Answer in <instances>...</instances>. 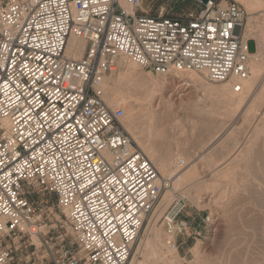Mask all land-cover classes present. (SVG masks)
<instances>
[{
  "label": "built area",
  "instance_id": "1",
  "mask_svg": "<svg viewBox=\"0 0 264 264\" xmlns=\"http://www.w3.org/2000/svg\"><path fill=\"white\" fill-rule=\"evenodd\" d=\"M124 1L132 14L118 0H0V264H127L166 186L123 108L103 99L120 59L160 78L233 81L235 93L248 78L247 16L235 1L196 0L183 19ZM70 37L86 43L81 59L65 55ZM186 207L177 197L164 224L200 238Z\"/></svg>",
  "mask_w": 264,
  "mask_h": 264
},
{
  "label": "rangeland",
  "instance_id": "2",
  "mask_svg": "<svg viewBox=\"0 0 264 264\" xmlns=\"http://www.w3.org/2000/svg\"><path fill=\"white\" fill-rule=\"evenodd\" d=\"M230 1H235L242 6L239 0ZM179 3L182 11L175 12L173 8ZM224 4L225 1H222L221 5ZM197 12L196 0H142L137 14L148 17L183 19L190 15L195 16ZM243 26V33L245 37L247 36L246 40L249 39V63L261 62L262 56L258 49V42L260 34H264V13L256 14L249 20L247 16ZM135 68L140 78L162 82V87L157 89L158 91L153 90L149 93L140 87L125 89L133 102L131 106L132 123L137 127L141 140L153 149L154 160L152 163L157 170V159L161 161L163 158V164L167 163L170 166V171L172 169L173 171L169 173L166 165L169 176L166 175L169 178L167 179L166 176L165 181L162 178L161 180L163 184L167 185V189L161 194L152 211L146 217L138 239L132 248L129 261L134 256L139 261H143L142 257L136 254L137 247L146 238H151V235L146 231L148 223L154 212L161 207V201H165V199L169 200L166 203L162 201L163 207L154 218V230L158 231L163 242L168 238V229L164 224V218L173 201L177 197H181L187 205L181 217H186L193 222L195 227L202 229V234L200 238L188 240L183 237H172V240L176 242L180 263L263 264L264 203L262 204L260 201L264 194V187L262 179L260 181L259 169L264 163V128L260 127L254 130L249 127V121L244 116L251 103L243 105L239 111H234L233 108L228 109L223 104L221 95L208 89V87L218 88L226 83H208L197 74L160 78L136 66ZM117 72L118 65L114 73L107 77L109 84L116 81ZM191 76L197 78L202 85L191 82L189 79ZM263 77L261 75V78ZM117 106L124 110V119L121 122L125 127L128 123L125 119L127 116L126 105ZM221 119L224 122L220 123ZM225 120L226 123L228 122L227 124ZM220 124L223 125L222 128ZM217 131H222V133L215 138L214 135ZM244 137H248L246 142L244 141V144L235 153L233 151L235 144L242 142ZM170 152L171 154H169ZM230 155L233 156L231 161L226 162L225 160ZM208 162H211L212 165L209 166ZM187 168L189 172L190 170L192 172L191 177L198 180L180 188L175 187L176 189H174L173 185L171 187L170 181L174 182L175 177L178 178L184 171L188 172ZM232 178H235L236 184L233 191L228 186ZM215 185L216 188L213 190L212 187ZM257 187L258 189H256ZM261 190L263 191L262 195ZM163 203L165 204L163 205ZM51 211L52 218L58 221L57 225L63 224L62 213L56 208ZM207 218L208 221L203 222ZM260 227H263V230ZM262 240L263 243H261ZM193 247H195V254L192 252ZM144 252L146 253V250ZM149 264H157V262L151 261ZM158 264L160 263L158 262Z\"/></svg>",
  "mask_w": 264,
  "mask_h": 264
},
{
  "label": "bare ground",
  "instance_id": "3",
  "mask_svg": "<svg viewBox=\"0 0 264 264\" xmlns=\"http://www.w3.org/2000/svg\"><path fill=\"white\" fill-rule=\"evenodd\" d=\"M118 3L123 8H125L124 10L128 14H132L133 13V9H131V7L129 5H127L124 0H118ZM239 3L243 6L244 9L242 8V6L239 5L244 10V12H246L245 14H247L246 16H248V20L251 19V17H253L256 14L264 13V0H239ZM247 26H248V24H247ZM246 39H247V36L245 37V34L243 33V41L244 42L247 41ZM85 46H86L85 42H82V41L77 40V39H75L73 37H70V39L68 41L67 49L65 51V55H67V56H69V57H71L73 59H81L82 56H83V51L85 49ZM258 49H259L260 54L262 56L261 62H251V63H249V61H248V63H247L248 78L240 83L241 91L239 93H235L233 91V87H234V84L232 83L233 81L224 82L226 84H223L222 86H220L218 88H216V87H208L209 91H211L213 93H218L219 95L222 96V102L228 109L229 108H233L234 111H239L243 107V105H247V104L251 103V106L249 107L248 111L246 109V113H245L244 117H245V119H247L249 121V127L254 129V130L256 128H260V127L264 128V77L261 78V75L264 76L263 75V73H264V70H263V68H264V34L263 33L260 34V38H259V42H258ZM261 56H260V58H261ZM135 66L136 65H134L128 59H120L119 60L116 81H113V82H111V84H109V82H108L109 79L106 78L104 80V82H103V88H102L103 89V99H104L105 103L108 106H117V105H121V104L126 105L127 116H126L125 119H127L128 123H127V125H125V127L124 126L123 127L126 129L129 137L136 143V145L140 148V150L143 152V154L152 163L153 160H154V151H153V149L151 147L147 146L143 140H141V138L139 136V133H138V130H137V127L134 125V123H132L133 121H132V118H131V112H132L131 106H132L133 102L130 100V97L128 96V94L125 91V89H129V88H134V89L136 88L137 89V87L138 88L140 87V88H144V90H146L149 93V92H153V90L156 91L157 89H161V87H162L161 83L162 82H157V80H153V79L140 78V75L137 74V70H136ZM136 67H138V66H136ZM188 74H194V73H188ZM181 75H184V74H181ZM189 79L194 84L195 83H199L198 85H200V84L202 85V83L199 82V80L197 78H195L194 76L189 77ZM199 87L201 88V86H199ZM207 94H208V92H207ZM123 119H124V117H123ZM221 121L224 122L223 119L220 120V123H222ZM225 123H226V120H225ZM222 126L223 125H221V128H222ZM223 127L225 128V124H224ZM221 133H222V131L215 132V135H214L215 138H217L218 135H220ZM251 135H252V133H251ZM247 138L248 137H244L242 142H239V143L235 144L234 149H233V151H235V153H237V151L241 148V146L244 144L243 142ZM247 147H248V145H247ZM242 151H243V149H242ZM232 153H234V152H232ZM169 154H171V152ZM169 157H170V155H169ZM232 157L233 156H231V155L228 156L225 161L226 162L229 161ZM162 159H161V161L159 159H157V165H158V170H159V171L158 170L157 171L159 173L160 180L162 178V180L165 181L164 178H166V176H167L166 174H168V176H169V173L171 171H173V169L170 171V166H168L167 163H165V165H164ZM169 160H171V159H169ZM222 160H224V159H222ZM263 162H264V160H263ZM208 164H209V166L212 165L211 162H208ZM230 164H231V162H230ZM166 165L168 167L167 169L169 170L168 171L169 173H167ZM233 165H234V163H233ZM259 171L261 173V174H259V177L261 175L260 181L262 179L263 187H264V163L260 166ZM191 173L192 172H191V170L189 172V169H188V172L184 171V173H182L181 175L178 173L180 176H178V178L175 177L174 178L175 179L174 182L168 180L171 183L170 184L171 187L174 186L173 188L176 189V188H180L181 186H184V185L187 186V185H191V184L195 183L198 179L191 177V175H190ZM254 173H257V172H254ZM175 174H177V171H176V173H174V175ZM220 174H221V171H220ZM246 175H247V173L245 174V176ZM168 176H167V179L169 178ZM234 179L233 178L230 179L231 181H229V183H228V186H229L230 189H232V191H233V189L236 188V184H235V180ZM162 180H161V182H162ZM164 186H166V189H167V185L164 184ZM212 188L214 190V188H216V185L213 186ZM256 189H258V187ZM258 193H260V191H258ZM262 193H263V191L261 190V195H262ZM262 196L263 197H262L260 202H262V204H263L264 203V194ZM168 200L165 199V201L164 200H162V201L166 203V201H168ZM162 201L160 203L161 207H163L161 205ZM165 203H163V205ZM161 207H159L154 212L153 217L150 219V221L148 220L149 223H148L146 231H147V234L151 235V238H146L145 241L142 242L141 244L139 243L140 245H139V247H137L136 254L138 256L140 255L142 257L143 261H139L134 256L130 261L128 259L129 262H127V264H149L151 261L157 262V264H158V262L160 264H187L186 262L180 263L179 256H178V253H177V247H174L173 249H171V247L169 248L166 245L167 241H173L172 237L174 236V234L172 233V231L170 230L168 232V234H167L168 238L165 239V241L163 242L161 240L160 236H159L158 231L154 230V223H155L154 218L157 215V212L160 209H162ZM260 228H262V230H263V227H260ZM262 230H260V231H262ZM261 237H262V235H261ZM261 237L259 236L260 240H261ZM263 238H264V235H263ZM33 241H34L35 244H38L37 237H33ZM259 242H261V241H259ZM261 243H263V240H262ZM263 245H261V246L263 247ZM193 248H194V250L192 249V252L195 254V247H193ZM145 250H146V253L144 252Z\"/></svg>",
  "mask_w": 264,
  "mask_h": 264
},
{
  "label": "trees",
  "instance_id": "4",
  "mask_svg": "<svg viewBox=\"0 0 264 264\" xmlns=\"http://www.w3.org/2000/svg\"><path fill=\"white\" fill-rule=\"evenodd\" d=\"M181 1V0H180ZM192 1H194V0H192ZM212 1H214V0H212ZM219 0H216L215 2H218ZM173 10L175 11V12H181L182 10H181V7H180V3L178 4V5H175L174 6V8H173ZM172 19V18H171Z\"/></svg>",
  "mask_w": 264,
  "mask_h": 264
},
{
  "label": "water",
  "instance_id": "5",
  "mask_svg": "<svg viewBox=\"0 0 264 264\" xmlns=\"http://www.w3.org/2000/svg\"><path fill=\"white\" fill-rule=\"evenodd\" d=\"M202 2H203L204 4H206V3H207V0H202Z\"/></svg>",
  "mask_w": 264,
  "mask_h": 264
}]
</instances>
